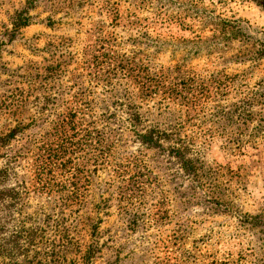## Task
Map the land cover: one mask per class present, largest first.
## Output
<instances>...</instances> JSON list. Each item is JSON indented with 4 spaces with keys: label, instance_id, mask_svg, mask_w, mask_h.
I'll return each mask as SVG.
<instances>
[{
    "label": "rangeland",
    "instance_id": "1",
    "mask_svg": "<svg viewBox=\"0 0 264 264\" xmlns=\"http://www.w3.org/2000/svg\"><path fill=\"white\" fill-rule=\"evenodd\" d=\"M102 47L168 84H193L183 98L140 103L121 76L111 87L93 80L89 54ZM131 108L145 128L180 124L196 177L136 141ZM69 113L97 133L63 159L49 191L33 189V157ZM14 130L0 169L9 188L28 189L15 217L45 231L40 254L59 264H264V0H0V137Z\"/></svg>",
    "mask_w": 264,
    "mask_h": 264
},
{
    "label": "trees",
    "instance_id": "2",
    "mask_svg": "<svg viewBox=\"0 0 264 264\" xmlns=\"http://www.w3.org/2000/svg\"><path fill=\"white\" fill-rule=\"evenodd\" d=\"M29 17H22L17 20L18 27H25L28 24ZM106 42V41H105ZM105 45L109 46L108 43ZM88 60V68L92 70L93 80L98 84L111 87L113 80L121 76L129 82V87L133 92L135 99L140 103H148L160 93L162 100L174 99L175 97L183 98L187 94L186 84L192 85L193 81L188 83L168 84L167 76L161 71L150 70L146 65L136 61L134 58H127L116 53L112 49L95 50ZM48 78H51L47 75ZM129 92H126L127 95ZM186 98V97H185ZM128 114V123L131 132L136 141L144 147L157 149L162 153H167L179 161L183 170L196 177L198 169L194 166L193 161L186 158L187 149L182 144V139L177 138L179 131L181 132L180 124L168 125L163 127L161 124H155L144 127L142 117L134 110L130 109ZM93 125V124H91ZM80 121H75V116L71 113L62 117L57 122L55 134L50 142L43 144L41 149H37L38 153L33 157L31 165V173L33 178L30 187L38 186L41 191H49L51 184L56 182V173L66 170L70 165L68 160L65 164L63 159L70 155V151L77 148L82 150V147L90 146L88 140L92 134H96L95 129L88 130L90 125L85 128ZM17 131H11L9 135L0 137V150L6 146L8 140L12 139ZM184 144V143H183ZM58 186V185H57ZM63 190L61 184H59ZM73 187L71 193L72 198H76L80 189ZM28 190L25 186H16L9 188V175L7 168L0 169V258L3 264H20V257L24 256L27 264H59L58 259L47 254H40L38 247L42 245L45 231L37 229H26L21 221L15 215L16 206L20 203V191ZM25 193V192H24ZM50 218H47L49 222ZM20 222V225L14 223ZM11 227V228H10ZM10 228V229H9ZM95 247L88 251L87 259L92 258ZM31 252L34 255H31ZM43 255V256H42ZM50 257L49 261L46 259Z\"/></svg>",
    "mask_w": 264,
    "mask_h": 264
}]
</instances>
